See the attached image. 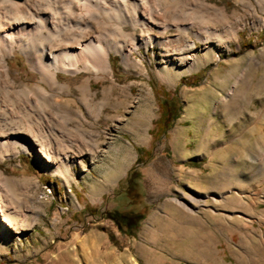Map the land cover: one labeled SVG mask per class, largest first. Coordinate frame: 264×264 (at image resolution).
<instances>
[{"label":"rangeland","instance_id":"obj_1","mask_svg":"<svg viewBox=\"0 0 264 264\" xmlns=\"http://www.w3.org/2000/svg\"><path fill=\"white\" fill-rule=\"evenodd\" d=\"M207 1L227 11L222 42L196 39L185 72H158L180 45L171 27L166 47L134 51L143 68L112 53L113 76L59 73L74 87L93 75L86 99L54 92L86 139L63 177L33 152L0 161L31 182L16 194L32 202L17 232L0 214V264H264V0ZM9 65L18 82L38 80L19 50ZM132 169L146 215L128 235L105 212L125 205Z\"/></svg>","mask_w":264,"mask_h":264},{"label":"bare ground","instance_id":"obj_2","mask_svg":"<svg viewBox=\"0 0 264 264\" xmlns=\"http://www.w3.org/2000/svg\"><path fill=\"white\" fill-rule=\"evenodd\" d=\"M158 1L0 0V161L33 152L53 167L54 174L68 175L71 155L86 137L82 128L70 125L69 100L56 99L55 91L77 89L86 99L92 92L91 76H113L112 53L120 55L126 67L143 68L134 51L155 44L166 47L171 27L180 45L166 53L173 59L161 64V76L178 75L194 66L196 39L222 42L215 26L227 22L225 8L207 0ZM117 13L119 21L113 24L111 17ZM17 50L38 73L37 81L18 82L13 76L9 58ZM60 72L93 75L74 87L59 80ZM114 86L115 81L107 91ZM30 183L8 176L0 167L1 220L16 232L21 224L31 225L24 222L21 207L29 208L32 202L16 194Z\"/></svg>","mask_w":264,"mask_h":264},{"label":"trees","instance_id":"obj_3","mask_svg":"<svg viewBox=\"0 0 264 264\" xmlns=\"http://www.w3.org/2000/svg\"><path fill=\"white\" fill-rule=\"evenodd\" d=\"M177 111L169 109L168 117L158 121L160 127L165 129L170 125L169 117H174ZM140 173L132 169L127 177V187L125 192V205L105 212V217L116 224L119 230L125 234L132 235L145 219V212L140 209L143 201V192L140 184ZM120 195V194H118ZM122 195V194H121Z\"/></svg>","mask_w":264,"mask_h":264}]
</instances>
